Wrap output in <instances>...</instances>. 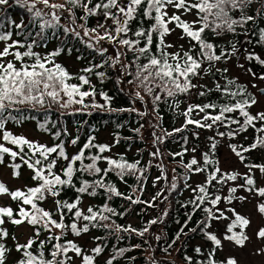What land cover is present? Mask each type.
<instances>
[{"label":"snow or ice","instance_id":"snow-or-ice-1","mask_svg":"<svg viewBox=\"0 0 264 264\" xmlns=\"http://www.w3.org/2000/svg\"><path fill=\"white\" fill-rule=\"evenodd\" d=\"M254 0H99L93 4V0H65L63 4H50L49 0H14V4L20 8L26 9L30 14L29 24L35 27L39 24L40 31L36 33L39 40H46L44 35L46 29H52L53 35L57 34L56 30L63 28L65 35L71 33L74 38L80 39L88 48L93 49L98 55L104 56L107 52L106 48L100 45L101 41H107L110 44L118 46L114 57H107L103 63L92 65L84 68L81 71L85 73H93L94 69L102 68L105 64L115 68L119 65L121 77L117 79V83H122L123 76H132L128 81L129 84H135L137 88H143L144 92L152 97L154 110L158 108V102L161 101L162 95L165 97L164 102L168 98L173 100L170 107L179 108V101L176 97L179 95H187L192 89L198 85L192 82L194 77H200L201 74H209L216 62L230 59L239 50L235 44H232L231 50L224 48L220 49L217 54V45H214L205 37L206 32H210L214 36H222L225 33L235 34L237 28L244 26L254 21L256 17L246 15L245 9L252 4ZM43 5L50 9L48 13H44L41 9H37L36 4ZM9 0H0V6L8 5ZM70 5L71 7H67ZM82 8L84 15L80 17L85 21L77 27L83 30H77V27H66L60 24L59 10L66 9L71 17V23L75 24V13L73 9ZM169 8L174 11L169 14ZM115 10V11H113ZM181 14H177V13ZM239 12L238 17L233 13ZM194 14L195 19L187 21L182 19V15ZM258 14L264 15V10H258ZM102 15L105 23H98L95 28L87 27V19L91 16ZM50 17V18H46ZM6 18L0 17V42L4 43L0 50V140L19 149L13 150L12 147L5 146V143H0V165L5 163V156L11 159L8 167L12 169L13 178H18L20 169L26 165L32 171L31 179L35 182V186L26 187L25 189L10 190L3 182H0V196H7L13 202H16L18 209L10 206H0V241H4L9 236L6 228L2 227L6 221L12 225L19 226L27 223L33 228L34 234L29 237L27 242L20 244L15 243V251L20 253V257L16 260V264H73V255L81 258V264H94L96 256H99L103 247L97 245L92 249L94 255H86L83 249L72 240H65V235L70 231L75 236H80L82 233H87L90 228H102L112 233L119 232H134L139 236H143L148 231V227L143 230H137L130 225L125 227L118 225L111 219L113 215H117L115 210L105 203L98 210H94L89 206L85 213L81 208L82 197L87 194L89 196L97 195L98 189H103L109 194V199L112 195L122 196L116 187L105 182V178L111 172L122 180L125 175L137 172L143 175L144 169L138 168L139 161L128 162L123 156L114 159L109 156H104L105 152H109L108 144L94 143L95 137L89 136L87 142L83 144L80 150L69 157L66 152L65 142L61 139L62 135H68L67 130H57L52 133L53 139L58 140L53 146H47L39 142L28 140L26 137L14 135L11 131L6 130V124L9 121L20 124L24 119H28L23 115L16 116L13 112H20L18 105H28L30 108H44L47 104L48 108L51 105H58L62 109H68L73 105H81V108L76 111H83L86 108H109L110 111H137L136 109H110L109 102L111 97L107 93L101 92L100 96L105 101L104 104L95 102L96 90L91 85L90 78L85 75L73 77L61 64L55 63L54 57L61 54L63 48H59L43 57L39 53L33 51L34 46H39L36 37L32 36L31 32L26 31L27 26L23 20L20 23L7 19V24L17 29L16 35L23 37V41L14 40L11 30L5 31ZM111 20L112 25H107V21ZM139 20V26L133 31L131 25L133 21ZM145 21H150L147 27L144 26ZM169 25H175L170 28ZM103 29V33L98 31ZM176 29L182 32L181 39H188L189 48L183 50V45L180 46V51L169 52L168 49L174 45L166 42V37L173 33ZM131 33V36H129ZM84 37H87L85 40ZM31 39V42H28ZM11 41V42H9ZM257 43L264 44V29L259 30V38ZM155 45V51H153ZM24 49V51H21ZM133 54V59L128 64L121 61V57L126 55V52ZM71 50L69 49V52ZM12 57V59H7ZM31 61L30 63L26 61ZM145 63H140L141 60ZM249 61L255 60L260 65H264V59H261L254 53H249L246 56ZM19 62V67H17ZM51 65V66H49ZM207 65V67H204ZM135 67V72L130 71ZM243 67V65H241ZM217 71H221L217 69ZM222 71L227 72V69ZM250 71V70H249ZM95 75L101 79L106 77L103 71L95 72ZM255 76V73H252ZM264 80V75L259 77ZM76 79L79 84L69 83L68 81ZM226 79L225 85L216 83L215 91L220 92L221 99H224L223 104L220 103H204L188 105L187 109L180 113L185 117V124L182 128L175 129V132L183 131L188 125H195L198 128L212 129L214 126L228 127L230 130L227 133L217 131V135L229 138H234L240 132L247 131L249 127L253 128L257 135L254 141L245 146L229 145L232 152L243 163L246 157L243 153L251 152L257 148H264V112H259L255 115L250 114L248 109L256 103V99L247 93L245 86L237 84L235 79ZM84 85H89L90 90L82 91ZM159 90V92H157ZM213 89L200 91L199 96H205L212 92ZM92 97V102L86 104L85 100ZM135 97L143 101L144 97L139 91L135 92ZM240 97V99H237ZM234 101V102H233ZM211 110V111H209ZM215 112L216 114H212ZM239 113L243 118V123L239 119L228 115L231 113ZM197 115L203 113L201 119H193L192 114ZM62 115L64 113H61ZM71 114V113H69ZM141 116L145 113H139ZM260 127H256L257 123ZM53 128L56 123L45 119L42 123H38V129L51 132L48 125ZM238 125L235 130L231 129V125ZM138 133L139 129H135ZM173 133L165 132V136H171ZM154 143L162 142L163 138L157 136L153 132ZM186 139V138H185ZM79 141V136L71 139V145L75 146ZM210 148L209 152L203 153V165L193 157L188 163L181 161L182 167L186 170L184 179L192 173L207 172L206 181L204 184L197 185L193 188V193H196L193 200L189 201L193 205L194 211L201 208L206 203L210 206L204 207L205 218L198 222V227L203 233L207 241L211 242L212 248L207 256L195 264H237L234 257H227L223 261L216 259L217 250H223V241L232 242L234 245L243 247L249 239L245 229L250 225L251 221L236 212L234 208L222 210L217 206L222 200L231 204L233 200L244 201L247 197L239 196L238 188L244 189L247 192H254L259 197H264V187H256L253 169H258L264 174V164H246L248 172L241 174L238 172H222L218 166V161L214 159V153L218 141L214 137H209ZM116 143H119L117 138ZM27 148V151H25ZM95 148L97 151L94 154L85 155L88 150ZM185 152L187 149L184 150ZM195 151V149H193ZM55 154V157H53ZM153 157L159 155V152L151 153ZM174 156H183L184 152L175 153ZM19 158L21 163L15 161ZM63 160L67 163L61 166L59 173L54 169L57 166V161ZM89 161L85 163V161ZM104 161L108 165L106 168L99 167V162ZM212 165L213 170L208 172L209 166ZM159 167V165H157ZM175 171V170H174ZM81 173L80 186L77 187L73 181L75 174ZM87 174L93 177H98L93 180L83 179V175ZM139 178V177H138ZM242 178L243 182L236 187H229L228 195L221 196L219 194L210 195L209 187L216 185L224 186L228 181H236ZM159 179V178H158ZM215 182V184L213 183ZM65 187H70L77 193L76 198L69 202L67 200L55 199V212L48 211L40 207V203L47 200L49 197H59L61 191ZM171 190L177 188V184H171ZM186 187H191L187 185ZM220 188H216L218 193ZM160 193L156 194V197ZM153 197V199H156ZM132 203H143L140 200H132L131 196L125 197ZM151 206V205H150ZM231 212L232 216L225 215V212ZM257 211L264 216V203L257 204ZM108 213L110 215H105ZM70 214V223H65V217ZM59 215V220L54 217ZM122 215V214H120ZM167 215V212L164 213ZM191 220V214L188 217ZM84 221L80 225V221ZM228 220L226 230L223 234V241L218 236L208 231L211 228V222ZM108 221L109 223H102ZM158 220L153 219L149 223L156 224ZM186 226V225H185ZM239 229V231H237ZM47 232L49 235L46 240H40L41 232ZM196 231V229H191ZM183 233V228L177 234L176 239H179ZM258 239H264V227L256 232ZM119 239L120 237L117 236ZM16 241V237L12 236ZM96 239H99L97 237ZM63 240V242H61ZM156 240H160V236H156ZM175 243V241H173ZM34 245L36 246L34 248ZM48 256L45 255L46 246ZM136 247H139L137 245ZM171 247V245H169ZM128 249H114V255L107 261V264H113V261L122 256ZM167 251V249H164ZM12 250L5 243L0 242V264H6L7 255ZM195 252L198 255H203L201 248L196 247ZM72 253L73 255H69ZM187 264H194L191 257L185 256ZM150 264H159L154 259Z\"/></svg>","mask_w":264,"mask_h":264},{"label":"trees","instance_id":"trees-1","mask_svg":"<svg viewBox=\"0 0 264 264\" xmlns=\"http://www.w3.org/2000/svg\"><path fill=\"white\" fill-rule=\"evenodd\" d=\"M61 1V2H60ZM50 2V0H49ZM63 4L65 0H51V3ZM99 0H93V4L98 3ZM71 7L70 5L66 6ZM171 9V8H169ZM66 10V9H65ZM173 10V9H171ZM258 10H264V0H254V2L245 9L246 15H252L256 17L254 21L248 22L244 28H237L236 33H225L222 36H214L210 32L205 33L206 39L212 42L214 45H217V54H219L220 49L224 48L227 50H231L232 44L236 45V48L239 50L232 57L239 58L243 57L247 62L248 70L251 73H255V76L264 75V65H260L257 61L252 60L249 61L246 59V56L249 53H254L258 55L261 59H264V44L257 43L259 38V30L264 29V15L258 14ZM75 13V24L63 25L69 28L77 27L80 24H84L85 21L81 20L80 17L84 15V11L82 8L73 9ZM115 11V10H113ZM169 11V10H168ZM171 11H169V14ZM181 14V13H177ZM192 16L193 19L185 18V15H182V19L187 21H192L196 17L194 14H186ZM234 16L238 17L240 15L239 12L233 13ZM0 17L6 18L5 20V31L11 30L13 32L12 39L23 41V37L17 36L15 33L17 29L11 27L7 24V19L14 21L15 23H20L23 20L24 24L27 26L26 31L31 32L33 37H36V33L40 31L39 24L35 27L29 24L30 14L26 11V9L20 8L18 5L14 4V0H9L8 5L0 6ZM111 21V20H108ZM98 23H105L104 17L102 15L91 16L87 19V27L89 29L95 28ZM150 21H145L144 26L147 27ZM139 26V20L132 22L133 31ZM170 28L175 27V25H169ZM82 30L78 28V31ZM177 32L182 35L180 29H176ZM101 33H103V29H98ZM57 34L53 35L52 29H46L44 35L47 37L46 40H38L39 46H34L33 51L39 53L41 57L59 49L63 48V51L60 55L54 57L55 63L61 64L73 77L79 75H85L90 78L91 85L95 87L96 96L95 102L98 104H104L105 101L100 96L101 92H105L108 96L111 97V101L109 102L110 109H136L137 111H110L109 108H86L83 111H76V109L81 108V105H73L68 109H62L58 105H51L49 109L47 104L44 108L33 109L28 105H18L16 107L20 108V112H13V115L16 116H25L28 119H24L20 124H16L15 122L9 121L7 125L9 126H20L23 124H33L34 127L42 132L45 136L49 138V144H45L47 146H53L55 143H59L58 140H54L52 133L57 130L66 129L68 135H62L61 139L65 142V148L68 155V146L76 149V151L71 154L75 155L80 148L83 146L85 142H87L89 136H94L96 144H106L103 141L99 140V134L101 131L106 129L110 130V134L114 143V146H119L123 149V152L110 156L105 152L104 156H109L114 159H118L120 156H123L128 162H136L139 161L138 168L144 169L143 175L137 172L135 175L127 174L124 176L123 180L116 176L114 173H109L105 178V182L111 184L116 187L117 190L122 193V196L112 195L109 199V194L106 193L103 189L97 190V195L89 196L85 194L82 197V202L80 204V208L86 213L87 208L89 206L93 207L94 210H98L105 203L111 208L115 210L117 215H113L111 219L115 221L116 224L122 226H131L137 230H143L145 227H148V231L144 233L143 236H139L134 232H119L109 234L108 231L102 228H90V231L87 233H82L80 236L88 235L89 241L93 243L92 248L87 252L83 251L86 255H94L92 249L97 245L103 247V251L99 256L95 257L94 264H107V261L114 255V249H128L122 256L118 257L113 261V264H150V262L154 259L159 262V264H187V261L184 259L185 256L191 257L194 264L196 261L204 259L208 252L213 247L211 242L207 241L204 237L203 233L200 231L198 227V222L205 218V212L203 211L204 207H208L207 203L202 205L201 208L196 209L194 211L193 205L189 203V201L193 200L196 193H192V195L183 197L186 190H189L190 187H186L190 185L192 173L188 176L187 181L184 179V175L186 170L182 167L181 161L183 163H188L193 157L198 158V156H193L189 153L190 147H195L198 149L200 153V165H203V153L209 152L210 141L207 136L206 144H202L200 139V132H203L204 128H198L195 125H188L184 128L183 131L175 132V129L182 128L185 124V117L181 115L183 111H185L188 105L192 104H204L209 102L220 103L223 104L225 102L224 99H221L220 92L215 91L216 83L220 85H225L226 79H235L228 77L224 71V65L232 58L225 60H221L215 63V66L211 69L210 73L205 75L201 74L200 77H194L192 82L198 87L191 90V92L187 95H179L176 97V100L179 101V108L170 107L173 104V100L171 98L167 99V102H164L165 97L162 95V99L158 102V108L154 110L152 97L147 95L143 88H137L135 84H129L128 81L131 80L132 76H123L122 83H117V79L121 77V70L119 65L115 68L109 67L107 64L102 68L94 69L93 73H85L81 70L84 68L91 67L92 65H98L103 63V61L107 57H114L116 54V49L118 46L108 43L107 41H101L100 46L105 48V45L109 47L104 56H100L93 49L88 48L80 39L74 38L71 33L65 35L63 28H59L56 30ZM131 36V33H129ZM169 35L165 38L166 42ZM185 46L183 50H188L189 42L188 39L185 38ZM11 42V41H9ZM28 42H31L29 39ZM2 48L4 46L3 42H0ZM69 49L71 50L69 52ZM181 49L169 52L180 51ZM24 51V49H21ZM126 52L125 56L121 57V61L124 64L130 63L133 59V54L131 52ZM153 51H155V45H153ZM62 57H72L75 61L79 63V67L77 70L72 71L66 64L61 62L59 59ZM7 59H12V57H8ZM27 61V58H25ZM58 60V61H57ZM31 62V61H27ZM145 60H141L140 63H145ZM51 66V65H49ZM221 66L222 68H217ZM17 67H19V62H17ZM207 67V65H204ZM220 69L221 71H217ZM103 71L106 73V77L101 82V79L95 75V72ZM130 71L135 72V67L133 66ZM236 80V79H235ZM69 83L79 84L80 81L76 79H72L68 81ZM237 84L243 85L236 80ZM247 93H250L254 98L255 95L247 89L245 86ZM207 89H213L212 92L208 93L205 96H199L200 91H206ZM82 91L90 90L89 85H84L81 89ZM139 91L140 94L144 97L143 101L135 97V92ZM159 92V90H157ZM240 99V97H237ZM92 102V97H88L85 100L86 104H90ZM234 102V101H233ZM253 105L248 109L250 114L255 115L252 112ZM211 111V110H209ZM61 113H64L63 115ZM71 113V114H69ZM139 113H145L144 115H140ZM212 114H216L212 112ZM233 118L239 119L241 123H243V118L239 116V113H231L228 114ZM203 113L197 115L196 113L192 114L193 119H201ZM45 119H49L56 123V127L53 128L51 124L48 127L51 129V132H45L38 129V123H42ZM146 126H149V129L152 131V138L154 142L153 132L156 133L157 136L163 138L162 142L154 143L155 150H150V145L147 141H144L141 138V131ZM238 125H231V129L235 130ZM256 127H260V123L256 124ZM135 129H139L137 133ZM11 131L10 129H6ZM215 135L218 137H214L216 141H218L214 159L218 161V150L221 143V140L229 141L230 145L239 146H248L250 145L257 133L251 127L248 128L247 131L240 132L234 138H229L227 135L224 137H220L217 135V131L227 133L230 129L224 126H214L212 128ZM165 132L173 133L171 136H165ZM79 136L78 143L73 146L71 145V139ZM117 138H119V143H116ZM186 138V139H185ZM5 146L12 147L13 150L19 151L18 148L7 144ZM148 147V148H147ZM187 149L185 152L184 150ZM27 151V148H25ZM96 149H91V153L86 150L85 155L96 153ZM159 152V155L153 157L151 153ZM184 152V155L174 156L175 153ZM246 157L245 161L242 163L246 164H264V148H257L251 152L243 153ZM55 157V154H53ZM239 159V158H238ZM5 160L11 163L10 157L5 156ZM240 160V159H239ZM16 163L22 162L17 158ZM89 161H85L88 163ZM241 162V161H240ZM67 162L63 160L57 161V166L54 169L55 172L59 173L61 171V166L65 165ZM159 165V167H157ZM99 167L106 168L108 165L106 162H99ZM212 165L209 166L208 172L213 170ZM22 169L27 170V166L22 164L20 172ZM29 170V169H28ZM172 170V171H171ZM175 170V171H174ZM258 170V169H257ZM31 171V170H30ZM259 171V170H258ZM260 172V171H259ZM32 173V171H31ZM261 173V172H260ZM33 174V173H32ZM204 181L201 184H204L207 177V172L199 173ZM262 174V173H261ZM139 177V178H138ZM80 178L81 173L77 172L73 178L74 183L77 187L80 186ZM83 179L93 180L98 177H93L87 174H84ZM159 178V179H158ZM255 178V177H254ZM171 180H175L177 184V188L175 190H171L168 186L164 187L166 183H170ZM256 180V179H255ZM160 182V185L157 183ZM215 184V182H213ZM167 184V185H168ZM199 184V185H201ZM226 185V184H225ZM224 185V186H225ZM35 186V182L32 180L31 184L26 187ZM224 186L216 185V187H209L208 191L210 195L219 194L222 196L224 191ZM25 187V188H26ZM257 187V185H256ZM24 188V189H25ZM216 188H220V191L217 193ZM17 189V188H16ZM15 190V189H10ZM160 193V196L156 197V194ZM77 196V193L73 188L65 187L61 191L59 197H49L53 202L52 207H49L45 200L40 203V207L44 209L55 212L56 205L55 199L67 200L69 202L73 201ZM131 196L132 200H140L143 203H132L130 200L125 197ZM156 197V199H153ZM223 197V196H222ZM9 198V197H8ZM163 200V201H161ZM162 202V203H161ZM222 202V201H221ZM220 202V203H221ZM260 203H264V197H260ZM166 204V205H165ZM151 205V206H150ZM1 206V205H0ZM4 206H10L16 211L18 209V205L16 202H13L9 198V203ZM164 206H167V215H164ZM105 215H110L108 213H104ZM122 214V215H120ZM191 214V220L188 219ZM264 217V216H263ZM59 220V215L54 217ZM131 218H135L136 222L132 223L130 221ZM153 219L158 220L156 224H150L149 222ZM70 214L65 217V223H70ZM213 222H211V228L208 231H212ZM82 226L84 221L79 222ZM102 223H109L108 221H104ZM23 224H27L26 222ZM28 225V224H27ZM186 225V226H185ZM6 228L9 232L8 238L4 241H0L5 243V245L10 248L12 251L7 255L6 264H8L9 257L14 254L15 259L11 264H16V260L20 257V253L15 251V243L12 239L14 227L16 225H12L10 222H7L2 226ZM183 228V233L180 234L179 239H176L177 234L180 233ZM196 229V231H191V229ZM239 231V229H237ZM34 231L32 228L31 236H33ZM49 233L42 231L39 237L40 240H46ZM73 235L70 231L65 235V240H72L77 245L78 243L75 241L77 237ZM117 236L120 238L118 239ZM156 236H160V240H156ZM99 237V239H96ZM28 240V239H27ZM26 240V242H27ZM175 241V243H173ZM196 241H200L203 244H195ZM26 242H19L20 244H24ZM63 242V240L61 241ZM139 245V247H136ZM171 245V247H169ZM36 246L34 245V248ZM200 247L203 255H198L195 252V248ZM50 248V245L46 246L45 255L47 258H51L48 256L47 249ZM164 249H167L165 251ZM69 255H73L69 253ZM73 255V259H74ZM216 259L218 261H223V257L221 256L220 250L218 249L216 252Z\"/></svg>","mask_w":264,"mask_h":264},{"label":"rangeland","instance_id":"rangeland-1","mask_svg":"<svg viewBox=\"0 0 264 264\" xmlns=\"http://www.w3.org/2000/svg\"><path fill=\"white\" fill-rule=\"evenodd\" d=\"M61 2V1H60ZM50 4H57L51 3ZM37 9H41L44 13H48L50 9L46 8L43 3L36 4ZM171 11L174 10L169 9ZM58 15H60V24L68 25L71 24V17L69 12L65 9L59 10ZM185 18L193 19L190 15H185ZM50 18V17H46ZM107 25H112V21H107ZM78 30V27H77ZM81 32V36H83V30H79ZM181 35L175 30L171 33L167 39V43L173 44L174 47L170 48L169 50L174 51L180 49V46H185V40L180 38ZM86 40L87 37H84ZM100 47V45H98ZM105 48L108 50L109 47L105 45ZM0 50H2V45H0ZM61 62L66 64L72 71H75L79 67V63L75 61L72 57H62L59 59ZM58 61V60H57ZM243 65V67H241ZM217 68H222L218 66ZM224 68L227 69L225 74L230 78H235L239 83L244 84L249 91H251L255 95L256 103L252 107V112L257 114L259 112H264V95L259 94L260 90H264V80L260 79V76H253L252 73L248 70L247 62L241 56L239 58L232 57L225 65ZM6 129H10L14 135L17 136H24L30 141L39 142L41 144H49V138L45 136L42 132L38 131L33 124H23L20 126H6ZM200 139L202 144H206L207 136H214L218 138L212 129L204 128L203 132H200ZM141 138L150 145V150L154 151L155 146L152 138V131L149 129V126H146L141 131ZM99 140L105 142L110 146L109 155L113 156L120 152H123V149L119 146H114L110 130L106 129L101 131L99 134ZM0 143H3L0 140ZM229 141L221 140L219 150H218V166L222 170V172H238L243 174L248 172V169L245 167L244 164L240 162L238 157L232 152L231 148L229 147ZM247 147V146H245ZM148 148V147H147ZM69 154H73L76 149L68 146ZM195 149V151H193ZM189 153L193 156H198L196 158L200 161V153L198 149L195 147L189 148ZM69 155V156H70ZM10 162L5 160L3 165H0V182H3L9 189H24L26 186L30 185L32 182L31 176L32 173L30 170L22 169L18 178H13L12 169L8 167ZM172 171V170H171ZM253 174L256 179L257 188L264 187V174H261L257 169H253ZM242 178H238L236 181H228L224 186V191L222 196H227L229 187H236L243 182ZM204 181V178L199 174L195 173L191 177L190 182V189L186 190L183 197H187L192 195L193 188H196L197 185L201 184ZM175 182V180H171L170 183H166L164 187L168 186L171 188V184ZM160 185V182L157 183ZM168 184V185H167ZM237 197L244 196L247 197L246 200L240 201L238 199L233 200L231 204H228L224 200L217 206L222 210H226L228 208H234L236 212L239 214L247 217L251 223L245 229L246 234L248 235L249 239L245 242L243 247H239L234 245L232 242L223 241V234L226 230L227 224L230 222L228 220H221L213 222V228L211 229L213 233H215L218 238L223 241V250H220L221 256L223 259L231 256L237 260V264H264V239H258L256 236V232L264 227V217L258 213L257 211V204L260 203V197L255 194L254 192H247L244 189L238 188L237 193L235 194ZM163 201V200H161ZM9 203V198L7 196H0V205L4 206ZM162 203V202H161ZM46 204L49 207H52L53 202L48 198ZM166 205V204H165ZM167 206H164V213L167 210ZM225 215L231 217L232 213L226 211ZM130 221L132 223L136 222L135 218H131ZM32 232V227L27 224H21L17 227H14L13 234L16 237V242H26V240L30 237ZM75 241L78 245L83 249V251H89L93 243L89 241L88 235H83L77 237ZM195 244H203L200 241H196ZM15 259V255L12 254L8 259V264H11ZM73 264H81V258L74 257Z\"/></svg>","mask_w":264,"mask_h":264},{"label":"water","instance_id":"water-1","mask_svg":"<svg viewBox=\"0 0 264 264\" xmlns=\"http://www.w3.org/2000/svg\"><path fill=\"white\" fill-rule=\"evenodd\" d=\"M259 93H260L261 95H264V90H260Z\"/></svg>","mask_w":264,"mask_h":264}]
</instances>
